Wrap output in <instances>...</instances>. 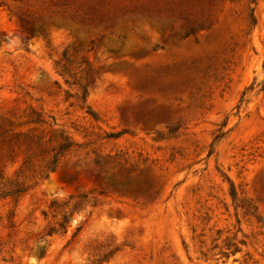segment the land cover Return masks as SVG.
<instances>
[{
    "label": "rangeland",
    "instance_id": "rangeland-1",
    "mask_svg": "<svg viewBox=\"0 0 264 264\" xmlns=\"http://www.w3.org/2000/svg\"><path fill=\"white\" fill-rule=\"evenodd\" d=\"M0 264H264V0H0Z\"/></svg>",
    "mask_w": 264,
    "mask_h": 264
}]
</instances>
